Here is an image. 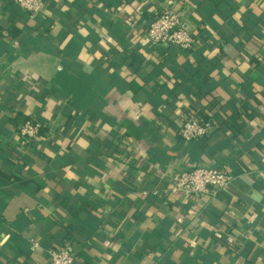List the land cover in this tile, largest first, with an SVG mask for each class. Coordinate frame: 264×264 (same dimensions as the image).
<instances>
[{"label":"crops","instance_id":"crops-1","mask_svg":"<svg viewBox=\"0 0 264 264\" xmlns=\"http://www.w3.org/2000/svg\"><path fill=\"white\" fill-rule=\"evenodd\" d=\"M45 2L0 0V264H47L58 240L76 264H264V0ZM165 8L192 51L144 37ZM193 109L215 128L183 142ZM198 165L224 166L229 189L166 192Z\"/></svg>","mask_w":264,"mask_h":264},{"label":"built area","instance_id":"built-area-1","mask_svg":"<svg viewBox=\"0 0 264 264\" xmlns=\"http://www.w3.org/2000/svg\"><path fill=\"white\" fill-rule=\"evenodd\" d=\"M12 2L28 15L33 16L46 11L45 0H12ZM144 37L151 46L175 45L184 51H192L196 46L194 30L182 15L171 8L156 12ZM178 137L183 142H192L206 138L215 128L212 118L205 119L195 109L180 114ZM41 124L32 119H25L17 126V134L23 142L31 143L40 137ZM167 191L178 194L185 199L194 200L200 196H214L227 191L233 175L224 166L198 165L171 173ZM155 195L158 190H152ZM38 246L32 242L31 249ZM47 264H76L79 261L77 247L70 241H53L47 248Z\"/></svg>","mask_w":264,"mask_h":264},{"label":"trees","instance_id":"trees-1","mask_svg":"<svg viewBox=\"0 0 264 264\" xmlns=\"http://www.w3.org/2000/svg\"><path fill=\"white\" fill-rule=\"evenodd\" d=\"M201 116H203V117H204V116H205V114H201Z\"/></svg>","mask_w":264,"mask_h":264}]
</instances>
